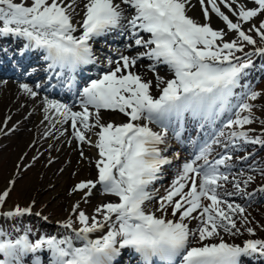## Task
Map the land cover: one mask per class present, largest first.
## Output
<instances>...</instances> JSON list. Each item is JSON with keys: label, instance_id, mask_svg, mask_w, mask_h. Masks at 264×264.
I'll return each instance as SVG.
<instances>
[{"label": "snow or ice", "instance_id": "obj_1", "mask_svg": "<svg viewBox=\"0 0 264 264\" xmlns=\"http://www.w3.org/2000/svg\"><path fill=\"white\" fill-rule=\"evenodd\" d=\"M113 34L127 42L101 61L94 45ZM5 38L41 56L47 86L72 94L68 103L40 97L46 86L38 82L18 85L26 97H40L45 138L74 145L95 176L71 187L69 196L80 199L60 222L70 233L61 237L5 231V222L25 216L48 220L33 213L34 199L6 207L17 184L10 178L0 191V264L29 257L30 264H45V254L47 264H118L126 250L136 264L264 261V239L235 242L264 230L248 211L264 196V183L248 190L257 178L264 181V158L257 156L264 149V89L249 79L253 70L264 71L254 59L264 60V0H0ZM89 65L103 67L81 85L77 77ZM105 112L126 120L104 121ZM10 120L0 135L15 132ZM188 126L195 138L185 137ZM169 132L190 153L161 191L165 166L180 159L179 152L165 155ZM90 149L94 157L86 155ZM30 167L18 163L17 175L22 179ZM94 191L114 199L89 215L81 202Z\"/></svg>", "mask_w": 264, "mask_h": 264}, {"label": "rangeland", "instance_id": "obj_2", "mask_svg": "<svg viewBox=\"0 0 264 264\" xmlns=\"http://www.w3.org/2000/svg\"><path fill=\"white\" fill-rule=\"evenodd\" d=\"M259 81L253 82V84L264 86V76ZM9 93V99H3L0 96V127H3L7 117L11 116L7 127L11 128V125H15L16 130L8 135H0V191L7 186L10 178L16 176L17 184L8 201L19 200L20 204L25 206L34 199L36 201L34 210L48 215L50 220L56 221L67 218L72 205L80 199V196H69L68 194L71 187L79 180L75 183L74 180L67 183L65 180L69 176H74L73 173L78 174V171L72 167L73 162L76 165L77 161L79 166L86 162L82 161L81 158L78 160L80 156L77 153H75V159L72 160L71 155L74 152L67 148L66 151H63L64 145H61L55 137L45 138L44 132L46 129L44 130V126H46V123H41L42 119L38 118L36 109H28L31 105L29 97H23L15 91H10ZM33 142L35 146L30 147ZM49 145H51V148ZM44 149L46 151L42 156H39ZM91 153L88 156L94 157L95 154ZM37 156H39V159L34 160L33 157ZM22 157L23 159H21ZM49 159H54L55 163L48 164ZM18 163L31 165L23 173L22 179L17 175ZM86 164L89 168L88 178L92 179L95 176V172L88 163ZM60 169H64V171L61 172ZM81 170L83 171L82 168ZM94 193L89 198V203L81 202V208L89 215L94 214V209L98 204L103 203L107 199H114L103 195L100 191H94ZM261 205L264 206V203ZM7 208L10 207L7 206ZM23 225L26 226L25 224ZM23 225L20 227L21 233L27 228ZM39 226L41 227L37 223L35 227ZM3 228L5 231H9L6 225H3ZM47 228L45 235L55 234L58 237L64 235V231L58 227Z\"/></svg>", "mask_w": 264, "mask_h": 264}, {"label": "bare ground", "instance_id": "obj_3", "mask_svg": "<svg viewBox=\"0 0 264 264\" xmlns=\"http://www.w3.org/2000/svg\"><path fill=\"white\" fill-rule=\"evenodd\" d=\"M195 15L197 16V17H199V12L198 11H196L195 12ZM214 24L216 25V26H218V27H222L223 25H222V23L218 20V19H216V18H214ZM15 40H17V39H15ZM6 43V45H1V47H0V62L1 63H5L6 62V59H8L5 55H4V52L3 51H7V48L8 47H10V46H12V47H15V49H16V56L19 58V59H17L16 60V62L18 61V63H19V65H22V67H23V69H18V71H20V72H24L25 70H27L26 68L24 69V67H25V64L23 63L24 61H23V59L25 60V59H27L28 58V55L29 56H31V57H34L35 56V52H27V51H23V53H22V49H23V44H22V41H13V42H8L9 44H7V42H5ZM19 54V55H18ZM28 54V55H27ZM21 55H23V58H21ZM37 66V65H36ZM37 70H40V68H39V66H37ZM17 71V72H18ZM15 74H18V73H15V72H12L11 74H6V73H4V74H2V75H10V76H16ZM29 79V78H28ZM51 83H57L55 80H53ZM18 85H19V83H18V81L16 80V79H14V78H2L1 80H0V96H2V98L3 99H9L10 97H8L9 95H10V91H15V92H17V93H20L23 97H25V95H23L22 94V92L19 90V87H18ZM31 85V84H30ZM59 87H61L60 85H58ZM256 89H264V86H258V87H256ZM40 91V97H43V96H49V98H51V99H60V100H63L62 102H68V103H71V101L69 100V98H67V99H62V98H60V96H59V94H56V93H52L51 91H50V89H48L47 87H45V88H42V89H40L39 90ZM50 93H52V95L50 94ZM40 97H38L37 99H35V100H33V99H31V98H29V101H30V103H31V105L28 107V109L29 110H32L33 108H32V106H34L35 108L34 109H38L37 111V113H38V118H43V113H42V111H41V106H40ZM5 101V100H4ZM0 105H1V103H0ZM2 105H5V104H2ZM27 109V110H28ZM76 110H78V109H76ZM117 115H120V118H121V120L120 121H123V119H125V117H123L121 114H119V113H104L103 114V118H104V121H116V116ZM116 123V122H115ZM251 127H258L257 125H252ZM60 143H61V145H64L63 146V148H62V150L63 151H66V148L67 149H69V150H71V152H74L72 155H71V157H72V160H74L75 159V153H77V154H79L78 153V151H76L75 150V146L74 145H72V146H70V145H68V144H66L65 142H64V140H63V138H61V140L59 141ZM92 152V153H91ZM89 153H91V154H95V149H90V150H87L86 151V155H88ZM69 157H70V155H69ZM260 158H264V155H261V156H259ZM80 159V157H78V160ZM72 167H74V169H76L78 172V174H75L74 176H69V178H67L66 180H65V182L67 183V182H69V181H71V180H74V183L76 182V181H80V180H86V179H89L88 177V171H89V168H88V165L86 164V163H84V164H81L80 166L79 165H77V161H76V165H75V163L73 162V164H72ZM81 168L83 169V171L81 170ZM167 173H168V176L171 178L172 177V175L173 174H175V172H172L170 169H168V171H167ZM68 174V173H67ZM168 176H167V181L164 183V184H162V185H164V186H167L168 185V183L170 182L169 180H168ZM78 178V179H77ZM169 178V179H170ZM259 179V178H258ZM162 187V186H161ZM161 191H163V187L161 188ZM64 193H66V192H64ZM75 196V195H74ZM105 202V201H104ZM240 203H244V201H241L240 200ZM251 217H253L254 219H255V221H257V222H259V224H261V225H264V208H261V209H255L254 211H253V213L251 214ZM259 231H260V233H261V235L262 236H264V232H263V230H260V229H258ZM245 239L247 238V236L246 237H244ZM236 243H239L240 242V240L239 239H237L236 241H235ZM46 257V256H45ZM47 258V257H46ZM245 264H250L251 262L250 261H246L245 260V262H244Z\"/></svg>", "mask_w": 264, "mask_h": 264}]
</instances>
